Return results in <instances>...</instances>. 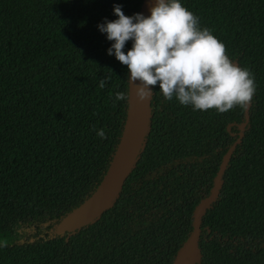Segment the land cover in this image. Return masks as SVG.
<instances>
[{
	"label": "trees",
	"instance_id": "obj_1",
	"mask_svg": "<svg viewBox=\"0 0 264 264\" xmlns=\"http://www.w3.org/2000/svg\"><path fill=\"white\" fill-rule=\"evenodd\" d=\"M143 1L0 0V264H173L240 135L202 218L200 264H264V0H181L253 74L248 112L192 111L152 86L120 194L89 225L57 232L102 182L127 119L128 102L111 100L129 95L127 66L97 24L116 18L114 4L132 15Z\"/></svg>",
	"mask_w": 264,
	"mask_h": 264
},
{
	"label": "clouds",
	"instance_id": "obj_2",
	"mask_svg": "<svg viewBox=\"0 0 264 264\" xmlns=\"http://www.w3.org/2000/svg\"><path fill=\"white\" fill-rule=\"evenodd\" d=\"M113 20L97 24L111 42L107 54L127 66V79L137 84L136 97L147 100L158 85L165 100H175L192 111L215 110L224 113L245 108L255 93V78L247 67H240L225 53L222 41L181 0H154L149 15H125L114 4ZM131 46L124 51L126 42ZM98 86L105 87V79ZM113 105L128 102L125 91H115ZM100 139L104 128L95 129ZM5 242L0 240V248Z\"/></svg>",
	"mask_w": 264,
	"mask_h": 264
},
{
	"label": "water",
	"instance_id": "obj_3",
	"mask_svg": "<svg viewBox=\"0 0 264 264\" xmlns=\"http://www.w3.org/2000/svg\"><path fill=\"white\" fill-rule=\"evenodd\" d=\"M153 4L154 0H144L140 13H143L145 16L149 15V8L152 7ZM136 87L137 84L129 81L127 119L119 146L106 175L92 196L60 222L57 227V232L59 234L76 231L89 225L101 216L118 197L126 179L133 170L149 131L152 117L151 102L153 97L152 93L147 100L139 101L136 97ZM149 87L152 88V86ZM246 109L248 112L249 103ZM245 125L246 124H242L240 129L243 130ZM241 137L242 135H240L239 140L225 155L210 196L197 206L192 233L179 250L173 264L201 263L202 252L199 241L202 218L218 197L220 183Z\"/></svg>",
	"mask_w": 264,
	"mask_h": 264
}]
</instances>
